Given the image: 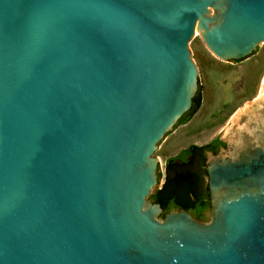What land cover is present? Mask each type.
I'll list each match as a JSON object with an SVG mask.
<instances>
[{"label":"water","instance_id":"95a60500","mask_svg":"<svg viewBox=\"0 0 264 264\" xmlns=\"http://www.w3.org/2000/svg\"><path fill=\"white\" fill-rule=\"evenodd\" d=\"M197 34L255 54L264 0H0V264H264V76L224 136L252 152L209 159V220L149 199Z\"/></svg>","mask_w":264,"mask_h":264},{"label":"rangeland","instance_id":"374dc122","mask_svg":"<svg viewBox=\"0 0 264 264\" xmlns=\"http://www.w3.org/2000/svg\"><path fill=\"white\" fill-rule=\"evenodd\" d=\"M188 49L198 69L201 104L192 118L166 135L152 154L159 160L160 184L168 156L191 143L204 144L218 133L224 139L228 122L238 106L259 97L264 76L263 42L255 54L232 63L208 52L198 34L190 39Z\"/></svg>","mask_w":264,"mask_h":264},{"label":"flooded vegetation","instance_id":"af4514ba","mask_svg":"<svg viewBox=\"0 0 264 264\" xmlns=\"http://www.w3.org/2000/svg\"><path fill=\"white\" fill-rule=\"evenodd\" d=\"M194 104V101L192 99V104ZM191 108V107H190ZM180 119L178 122L175 124L174 129L181 125L179 124ZM183 124V123H182ZM173 129V130H174ZM233 129V125L232 128ZM233 130L230 131L232 133ZM245 135L242 137L246 138L245 140L243 139L242 142L240 143V146H233L230 147L227 145V142L224 141V139L221 138V134L218 133L216 136H214L212 139L207 141L204 144H194L191 143L188 146L180 149L177 153L171 156H175L178 154L181 150L183 149H188L185 153L182 154L178 159L174 160L170 165L166 164V159L164 161V179L162 183L164 182L165 178H167V173L169 172V175L173 172H176L177 170L185 169V171H191L193 176L191 178H188V180L182 181V184L188 183L189 185H192L195 188V192L198 194L199 198L201 201L204 203L205 208L200 211L201 216H197L196 213L193 211V209L189 207H172L167 211H164L162 213L172 211V210H181L184 209L187 212H189L193 217L196 219H199L201 221H208L209 219L207 218L209 215H211V193H210V188L208 185V162L211 157L217 156L219 154H227L225 158H229L232 156L234 159H237L240 155V153H249L252 152L254 148V141H249L248 136L245 132L242 131ZM171 133V132H170ZM169 134V133H168ZM230 136L233 137V134ZM252 138V137H251ZM263 140L258 141L259 143H264V137H262ZM217 139V141H214ZM195 145L198 148H192V146ZM161 173H158V182L161 179ZM170 177V176H168ZM161 183V184H162ZM160 184V183H159ZM160 184V186H161ZM159 186V187H160ZM157 188V187H156ZM155 190V189H154ZM151 202L153 203H158L154 202L151 197H149ZM161 206V205H160ZM163 209V208H162ZM210 217V216H209Z\"/></svg>","mask_w":264,"mask_h":264},{"label":"trees","instance_id":"16d2710c","mask_svg":"<svg viewBox=\"0 0 264 264\" xmlns=\"http://www.w3.org/2000/svg\"><path fill=\"white\" fill-rule=\"evenodd\" d=\"M194 104L191 108L180 118L179 124L188 122L195 112L199 109L201 104V95L198 90L193 97ZM214 141H217L215 139ZM192 148H198L193 145ZM188 151V149L181 150L175 156L168 157L166 159V164L170 165L174 160L182 156L183 153ZM161 175V174H159ZM165 178L164 182L160 187L155 188V190L150 194V197L154 202H158L164 211L169 210L172 207H189L193 209L197 216H201L200 211L205 208L204 203L199 198L198 194L195 192V188L188 183L182 184V181L188 180L193 176L191 171H185V169L177 170Z\"/></svg>","mask_w":264,"mask_h":264}]
</instances>
